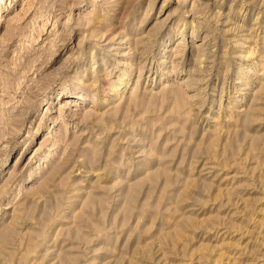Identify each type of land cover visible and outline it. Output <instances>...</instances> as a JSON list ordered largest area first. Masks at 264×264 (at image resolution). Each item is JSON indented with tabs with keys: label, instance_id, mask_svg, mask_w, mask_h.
<instances>
[{
	"label": "rangeland",
	"instance_id": "obj_1",
	"mask_svg": "<svg viewBox=\"0 0 264 264\" xmlns=\"http://www.w3.org/2000/svg\"><path fill=\"white\" fill-rule=\"evenodd\" d=\"M0 264H264V0H0Z\"/></svg>",
	"mask_w": 264,
	"mask_h": 264
}]
</instances>
